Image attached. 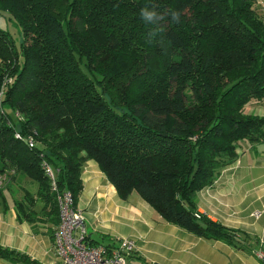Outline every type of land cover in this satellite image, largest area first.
Instances as JSON below:
<instances>
[{"label": "trees", "instance_id": "1", "mask_svg": "<svg viewBox=\"0 0 264 264\" xmlns=\"http://www.w3.org/2000/svg\"><path fill=\"white\" fill-rule=\"evenodd\" d=\"M257 1L0 0L20 37L0 27V176L10 189L22 177L37 186L15 203L17 218L31 221L39 200L58 224L41 159L74 206L93 160L121 199L136 192L166 222L205 240L249 238L196 217L195 194L235 161L240 141L264 142V115L247 111L264 101ZM146 6L168 14L156 39ZM1 258L24 255L0 245Z\"/></svg>", "mask_w": 264, "mask_h": 264}, {"label": "crops", "instance_id": "2", "mask_svg": "<svg viewBox=\"0 0 264 264\" xmlns=\"http://www.w3.org/2000/svg\"><path fill=\"white\" fill-rule=\"evenodd\" d=\"M242 142L246 144L237 149L236 160L195 194V205L200 214L249 238L234 244L205 240L168 223L136 192L121 199L93 160L83 165L82 191L75 205L83 224L85 217L90 220L87 237L105 245L120 238L130 240L129 258L137 264H264L252 254L253 249L264 250V142ZM18 181L11 189H2L0 245L24 259L1 258L0 264H51L56 261V225L42 216L39 200L34 201L31 221L17 218L15 203L25 202V188ZM36 189L28 192L34 194Z\"/></svg>", "mask_w": 264, "mask_h": 264}, {"label": "built area", "instance_id": "3", "mask_svg": "<svg viewBox=\"0 0 264 264\" xmlns=\"http://www.w3.org/2000/svg\"><path fill=\"white\" fill-rule=\"evenodd\" d=\"M261 18H264V0H258ZM8 82L10 79L7 80ZM15 115L18 116L17 113ZM16 138H21L15 132ZM29 148L35 146V141L31 136L25 138ZM44 175L50 183V188L55 194L58 224L53 232V245L56 261L51 264H128V258L132 254L133 245L130 240L121 239L113 245L90 244L86 239L87 234L82 221V212L73 204V197L66 189L57 187L56 169L44 159L39 164ZM3 177L0 176V186ZM258 211L254 212L257 216ZM196 212L195 216L199 217ZM252 254L264 263V250L257 248L252 250Z\"/></svg>", "mask_w": 264, "mask_h": 264}, {"label": "rangeland", "instance_id": "4", "mask_svg": "<svg viewBox=\"0 0 264 264\" xmlns=\"http://www.w3.org/2000/svg\"><path fill=\"white\" fill-rule=\"evenodd\" d=\"M0 27L8 29V31L12 34V37L15 40V43H19L20 37H19V33H18V28L12 22H8L5 19H3L2 17H0ZM247 111L249 113L264 115V101H259V102L252 101V102H250L248 104ZM244 144H246V143L242 142L241 144H239L237 149L241 150V148H242V146H244ZM238 153L240 154V151H238ZM25 178L27 181L23 180V177L21 179H19V181L17 180L19 183H22L21 186L25 188V191H32L33 189H35L36 183L27 177H25ZM5 186H6V183L3 181V183L1 184L0 187L4 188ZM84 227L86 228V230H88L89 227H91L90 220H88V218H86V217L84 218ZM88 232H90V230H88ZM118 240H121V238ZM118 240H115V241L118 242ZM128 264H137V260L128 258Z\"/></svg>", "mask_w": 264, "mask_h": 264}, {"label": "clouds", "instance_id": "5", "mask_svg": "<svg viewBox=\"0 0 264 264\" xmlns=\"http://www.w3.org/2000/svg\"><path fill=\"white\" fill-rule=\"evenodd\" d=\"M167 15H168L167 13L161 14L157 12L155 9H150L147 6L141 9L140 12L141 19L146 24L156 26L153 27L151 31L148 33L150 39H156L159 36V34L163 31V29L158 25L160 24L161 21L165 20ZM170 15L174 20H178L179 18V13L177 12H171ZM159 42L161 46L164 47V41L161 39Z\"/></svg>", "mask_w": 264, "mask_h": 264}]
</instances>
